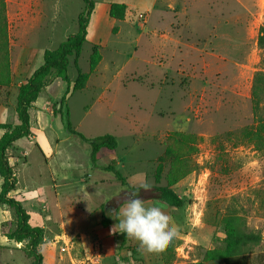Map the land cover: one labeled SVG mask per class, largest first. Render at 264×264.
<instances>
[{
    "label": "rangeland",
    "instance_id": "rangeland-1",
    "mask_svg": "<svg viewBox=\"0 0 264 264\" xmlns=\"http://www.w3.org/2000/svg\"><path fill=\"white\" fill-rule=\"evenodd\" d=\"M94 1L103 4L105 0ZM112 2L118 4L112 16L110 5L105 15L99 5L77 60L79 69L89 73V56L97 46L100 60L85 87L70 92L53 115L68 84L50 75L37 105L42 114L31 110L34 136L18 139L7 150L17 178L13 195L38 194L23 206L30 212V223L43 228V264H94L91 259L105 249L104 240L96 237L101 229L100 205L127 189L111 173L91 169V147L67 131V119L87 138L115 136L116 148L101 149L97 164L105 166L115 159L131 186L140 187L145 177L152 186H164L174 165H182L183 177L173 187L182 196L183 206L167 205L166 209L180 229L161 250L166 263L203 261L206 250L225 237L222 219L231 212L241 216L248 229L260 232L261 242L251 256L254 264H264V93L259 91L261 109L256 115L253 88L256 72H264V48L257 44L264 24V0L107 3ZM5 3L13 72L15 39L9 27L14 28L18 8L23 11L30 1ZM38 3L44 13L22 45L55 49L77 32L83 0ZM73 59L69 58L67 67L70 85L77 76ZM13 87L12 76L7 102L0 101V123L16 122L17 88L14 93ZM166 151L157 183L158 158ZM49 171L59 188L54 187ZM15 221L13 212L0 206V264L31 263L23 251L25 243L3 235L15 227ZM130 244L135 264H144L139 242L131 238ZM115 256L110 264L113 257L115 264L129 261Z\"/></svg>",
    "mask_w": 264,
    "mask_h": 264
},
{
    "label": "trees",
    "instance_id": "trees-1",
    "mask_svg": "<svg viewBox=\"0 0 264 264\" xmlns=\"http://www.w3.org/2000/svg\"><path fill=\"white\" fill-rule=\"evenodd\" d=\"M117 5L116 2L110 3V16L113 15V9ZM94 7V0H83V9L77 17V32L69 35L57 48L46 49L44 51L42 64L32 72L25 82L17 87L14 106L16 122L14 124L8 122L0 123V130H3L0 136V206H6L11 210L16 220L15 227L13 229L7 228L4 230L3 235L8 240H13L17 243H25L23 251L31 259L30 264H43V255L40 250L43 241V228L39 225H32L30 223V213L23 206V202L9 195L10 192L16 188L17 178L13 165L9 163L7 150L12 147L18 139L24 137L29 138L31 136L29 109L37 100L50 75L53 74L55 77L60 78L68 84L67 91L60 98L58 108H53L54 114L59 112L60 107L63 105L64 101H66L67 95L70 92L82 90L85 87L88 74L95 70L100 60V55L96 51L97 46H93L89 56L90 72H82L78 67L77 60L82 46L87 40L88 25ZM257 44L258 47L264 48V24L259 29ZM70 57H74L73 62L77 70V76L72 85H70V79L67 73ZM254 80L255 83L253 88L254 95L256 96V100H254V110L257 115V112L261 109L259 94L261 95L264 93V72L257 71ZM11 86L12 71L9 59L6 3L5 0H0V101L4 100V103L7 102L6 100L9 96L8 92ZM66 116H68L67 109ZM66 129L69 133L78 135L83 141L90 145L92 169L98 168L102 171L109 172L117 181L121 182L123 185H127V189H123L119 195L114 196L106 203L100 205V224L102 227L114 228V247L117 251L121 249H128L131 251L133 247L130 246V237L118 231V208L119 205L126 200L121 198L127 196L128 191L138 189L139 187L131 186L126 182V178L115 166V159H112L110 163L105 166H99L97 164V154L101 149L113 150L116 148L117 141L115 136L112 134H104L93 138H87L73 129L68 119L66 120ZM167 154H169V152L166 151L164 155L158 158V165L155 172V180L157 183L160 180L163 169L161 161ZM177 158L178 156L176 155L175 159ZM179 168L182 169V165H174L171 173L168 174L166 185H153L151 191H144L141 189L139 192L140 198L144 201L149 199L163 202L171 207H182L184 200L173 187L176 182L183 177L181 176L183 173L180 174ZM4 224H6V221L3 222V225ZM222 224L225 237L216 247L206 250L202 257L203 261L220 260L223 264H254L251 253L253 248L261 242L262 236L260 232L258 230L248 229L242 217L231 212L223 217ZM203 261L177 262L175 264H203Z\"/></svg>",
    "mask_w": 264,
    "mask_h": 264
},
{
    "label": "crops",
    "instance_id": "crops-1",
    "mask_svg": "<svg viewBox=\"0 0 264 264\" xmlns=\"http://www.w3.org/2000/svg\"><path fill=\"white\" fill-rule=\"evenodd\" d=\"M29 1H30L29 6H25L26 8H24L23 11L21 10V6H20L18 8L19 11L16 13V16L15 17L12 16L15 19L14 28L9 27L10 30L14 29L13 33H14V39H15L14 41H12L13 47H11V53H12L11 57L14 60V62L16 60L15 65L12 64V70H13L12 76H13V84H14L13 91H14V93L16 92L15 88H17L21 83L25 82L26 79L32 74V72L38 66H40L42 64L43 53L46 50L45 47H40V46H37L36 44L31 45V46H28L25 44L27 47H24L22 45V44H24L23 38L26 35L32 33L33 28H35L38 20L40 18H42V15L44 13L40 7L41 5L38 3V0H29ZM31 1H32L33 5H31ZM108 1H115V0H105L103 4L95 2V7H94L93 13H92L91 18H90L91 22H92L93 17L95 16L97 9L99 8V5L102 6V12H103V15H105V10L108 9V5H110V3H107ZM168 4L170 6L171 3L169 2ZM14 19H11V21L13 22ZM91 22H89V25H88V34H89ZM19 46H21V48L19 50H17V48ZM40 96L41 95L38 96L37 100L33 103V106L29 109L30 123H31V110H37L38 109L37 105H38V101H39ZM14 97H15V95H14ZM4 108H5V106H4ZM46 108H48L50 110V107H46ZM37 111L40 113V115L42 114L40 112V110H37ZM51 113L53 114V111ZM43 115H44V113H43ZM36 123L39 126L37 119H36ZM48 124H50V122ZM31 127H32V125H31ZM31 132H32V134L30 137H33L34 134H33L32 128H31ZM99 153H100V151L98 152L97 156L99 155ZM111 159H112V157H111ZM97 162H98V159H97ZM99 166H101V165H99ZM91 169H92V165H91ZM49 172H50V177H51V180L53 182L54 187L59 188L60 185L57 183V181H56L57 179L53 175L54 173L52 171H49ZM13 193H14V191H11L9 195L16 198V196L13 195ZM36 197H38V194L35 193L34 196H31L29 198H25L24 196H22L21 198H16V199L21 200L22 202H25V200L33 201L36 199ZM148 200H145V202H147ZM28 212H29V210H28ZM100 217H101V209H100ZM30 220H31V218H30ZM100 221H101V219H100ZM100 226H101V224H100ZM113 232H114L113 227H102L101 226V229H100V231H98V234L96 237L98 238L99 242L104 240V242H105L104 243L105 249L103 250L104 253L99 255V256L96 255V257L92 258L91 261L94 264H110L111 263L109 261L110 257L116 255L115 257L117 259H119V257H122V258L128 257V260H129L128 263L127 262L122 263L119 261V264H129V263L135 264L134 259L130 256V250L121 249L120 251H117L115 249ZM130 242H131V238H130ZM137 246L140 248V255H141L142 259L144 260V264H167L165 262L164 255H163L162 251L155 252V253H148L140 247V244L139 245L137 244ZM118 254L120 256H118ZM99 257L101 258L100 261H99V259H100ZM107 260L109 261V263H107ZM111 261L113 262V264H115L114 263L115 262L114 257L111 258ZM124 261H126V260H124ZM175 263H177V261H174L172 264H175Z\"/></svg>",
    "mask_w": 264,
    "mask_h": 264
},
{
    "label": "clouds",
    "instance_id": "clouds-1",
    "mask_svg": "<svg viewBox=\"0 0 264 264\" xmlns=\"http://www.w3.org/2000/svg\"><path fill=\"white\" fill-rule=\"evenodd\" d=\"M141 189H152L146 177L138 189L127 192L126 200L119 210L118 231L137 240L144 251L159 252L177 237L180 229L171 220L166 204L156 202L146 205L139 196Z\"/></svg>",
    "mask_w": 264,
    "mask_h": 264
}]
</instances>
